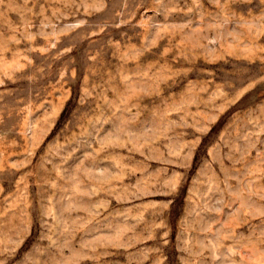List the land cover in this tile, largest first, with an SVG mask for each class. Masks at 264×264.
Returning <instances> with one entry per match:
<instances>
[{"label":"rangeland","instance_id":"1","mask_svg":"<svg viewBox=\"0 0 264 264\" xmlns=\"http://www.w3.org/2000/svg\"><path fill=\"white\" fill-rule=\"evenodd\" d=\"M0 264H264V0H0Z\"/></svg>","mask_w":264,"mask_h":264}]
</instances>
